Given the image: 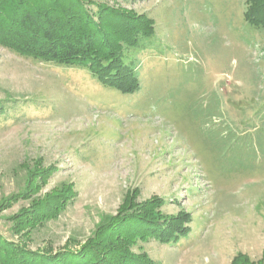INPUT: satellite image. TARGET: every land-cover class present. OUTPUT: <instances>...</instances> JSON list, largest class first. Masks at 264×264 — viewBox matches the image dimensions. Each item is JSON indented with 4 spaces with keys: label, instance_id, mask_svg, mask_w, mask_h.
<instances>
[{
    "label": "rangeland",
    "instance_id": "374dc122",
    "mask_svg": "<svg viewBox=\"0 0 264 264\" xmlns=\"http://www.w3.org/2000/svg\"><path fill=\"white\" fill-rule=\"evenodd\" d=\"M94 1L152 18L151 36L127 54L139 88L121 95L83 67L0 46V233L21 238L10 216L28 199L3 203L51 165L35 196L67 183L76 196L30 231L32 249L74 247L131 191L135 202L162 198L165 214H191L186 237L139 243L156 264L259 258L264 29L244 20L245 0Z\"/></svg>",
    "mask_w": 264,
    "mask_h": 264
},
{
    "label": "trees",
    "instance_id": "16d2710c",
    "mask_svg": "<svg viewBox=\"0 0 264 264\" xmlns=\"http://www.w3.org/2000/svg\"><path fill=\"white\" fill-rule=\"evenodd\" d=\"M245 2L244 20L264 29V0ZM153 31L149 16L94 0H0V46L25 58L83 67L121 95L139 88L135 61L127 54ZM54 170L51 165L36 166L29 172L26 189L3 203L7 207L20 198L28 199L27 206L10 216L13 231L21 238L13 240L0 233V264H156L142 250L141 241L169 244L190 232L189 212L165 214L162 198L135 202L133 192L127 191L115 214L98 224L92 235L74 241V247L32 249L26 241L30 231L55 218L76 196L72 183L35 196ZM229 264H264V251L255 260L237 252Z\"/></svg>",
    "mask_w": 264,
    "mask_h": 264
}]
</instances>
